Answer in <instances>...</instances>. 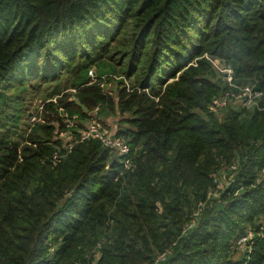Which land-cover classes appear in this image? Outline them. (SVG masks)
I'll use <instances>...</instances> for the list:
<instances>
[{
    "label": "trees",
    "instance_id": "1",
    "mask_svg": "<svg viewBox=\"0 0 264 264\" xmlns=\"http://www.w3.org/2000/svg\"><path fill=\"white\" fill-rule=\"evenodd\" d=\"M204 52L232 60L264 107V0H0V264L87 263L85 243L110 219L117 235L100 264H264V109L227 107L222 122L192 111L214 93L190 65ZM91 67L143 95L164 87L157 105L129 94L131 128H114L130 144L132 170L95 139L50 160L62 144L52 139L58 108L83 120L92 93L108 97L89 83ZM63 78L31 126L37 94L28 91ZM71 88L76 105L66 100ZM235 150L237 174L208 206L217 155ZM246 226L251 252L234 260L231 244Z\"/></svg>",
    "mask_w": 264,
    "mask_h": 264
},
{
    "label": "rangeland",
    "instance_id": "2",
    "mask_svg": "<svg viewBox=\"0 0 264 264\" xmlns=\"http://www.w3.org/2000/svg\"><path fill=\"white\" fill-rule=\"evenodd\" d=\"M121 39L119 42L115 43V47L114 48H118L121 52H123V50L126 48V44L128 42V36L126 31H123V34L120 35ZM114 49H112L111 51H113ZM114 54V53H113ZM206 57L211 58L212 60H217L219 62H225V63H229L232 64L234 66V63L232 62V60L225 58V57H220L218 55H210L208 52H204L202 55H200L199 57L192 59V61L190 62V65H193L194 67L199 69V77H202L205 79V81L203 82L202 86H208V91L211 90L212 87H209L210 85H213V89H214V93L211 96V100L214 96L217 95H222L223 93L226 92V85L225 82L222 79V76L220 74V72L211 64V62L209 60H207ZM106 63L105 60H102ZM215 61V62H217ZM204 62H206L208 64V66H206L204 64ZM99 64V63H98ZM98 64H96V66L98 67ZM107 67V65H106ZM109 67V66H108ZM102 68V65H101ZM110 68V67H109ZM111 69V68H110ZM180 73H177L176 76L174 78L171 79V81L176 80L178 78V75ZM239 80L242 81L245 84H248L249 79L248 77H241L239 76ZM64 81L65 79H61L60 81H56L53 83H46V84H39V85H35V87H38L39 90H29L28 94L29 96L34 93L37 94V96L33 99L34 102V107H32V110L35 111V109L37 108V106H40L41 104H44L47 100V98H51L53 96H55L54 92L57 91L56 89V84H58V82H60L61 84V89L63 90L64 88ZM110 85L108 86L107 90H104L103 93L106 94V98H104V102H101L99 100V95L98 92L97 93H92L91 98L94 100L92 101V103L90 105H92V107H88L86 105H82L80 108L83 111H87V113L89 111H91L93 107H95L98 103L101 104V112L99 113V118L102 119V122L107 125V126H114V128H131L129 127L130 124L126 122L127 118H130L132 116V111H133V105H135L137 97H142L143 99L146 100H151L155 105L159 104L162 101V97H164V87L161 86L160 88V92L156 95V96H152L150 91H145V95H143L141 93V89L138 88V86H136L133 83V86H130V89H126L125 87V92H123L122 90V85L120 83H117L116 80H110L109 81ZM135 85V86H134ZM72 94L68 96V98H66V100H72V104L76 105V103L81 102L80 100H78L77 95L75 94V89L71 88ZM32 91V93H30ZM77 92V91H76ZM137 95L136 98L132 97L129 95L131 93H134ZM83 96H87L84 95ZM87 99L89 97H86ZM45 100V101H44ZM52 101H56V97H53L51 99ZM211 100L210 101H202L200 102L201 107H194L192 108V111L196 112L197 114H201L203 115L204 118H215L218 120L224 121V117L226 116V114L229 112L227 110V112H225V109L223 112L218 113L216 111L213 110V108L211 107ZM85 102V101H84ZM233 108H239L238 105H233L231 106ZM34 108V109H33ZM91 109V110H90ZM58 110H60L58 108ZM49 112L50 111H46ZM42 114V113H41ZM42 117V116H41ZM31 126H28L27 129L29 130ZM57 134L55 131L52 132V139H57ZM240 154L241 151H237L235 150L232 153H225V154H220L217 155V172L215 177L218 178L221 182L226 183L227 181H229L230 179H233L238 171V166H239V162H240ZM114 155V156H113ZM115 153H110L109 154V158L115 159ZM232 164H236V168L232 169L231 165ZM261 171V170H260ZM260 171L258 172V178L260 179V175H262V172L260 174ZM264 180V178L260 179L259 181ZM214 187L212 186L210 191L211 194L208 196V203L207 205L210 206L211 204H213L214 200L217 199V197L219 196V191H213ZM203 205V204H202ZM200 208H196L194 210V217L195 219H197L200 215ZM259 221V220H258ZM262 222V224H264V220L262 218H260V221ZM250 231V227L246 226L243 232V236L247 235L248 232ZM99 236L94 238L92 240V242L89 243H85V247L84 249H82L83 252V256L86 260V262L83 261H78V264H100V259L102 260V249L104 248V246L106 244H108L110 241H112L114 239V237L117 235V230H116V224L113 220H108L102 231L99 232ZM264 234V233H263ZM253 235V234H252ZM242 236V237H243ZM240 239H236L234 242H232L231 244V250L232 252V259L237 260L239 259V257L242 256V252L245 251V246L243 245V242L240 241ZM105 244V245H104ZM110 244V243H109ZM79 250H81L79 247H77ZM106 260H104L105 262Z\"/></svg>",
    "mask_w": 264,
    "mask_h": 264
},
{
    "label": "built area",
    "instance_id": "3",
    "mask_svg": "<svg viewBox=\"0 0 264 264\" xmlns=\"http://www.w3.org/2000/svg\"><path fill=\"white\" fill-rule=\"evenodd\" d=\"M207 60L220 72L223 81L226 85V92L222 95L214 96L211 100V107L214 111L221 113L227 107L233 105H238L244 109H258L262 110L264 107L259 105V98L261 93L254 89L251 84H245L239 80L236 76L234 67L232 64L219 62L217 60H212L206 57ZM217 61V62H215ZM111 77L112 80H121V85L126 89H130V81L121 75L116 74H99L94 67L88 70L89 83L97 84L103 91L107 90L110 85L107 78ZM148 91L146 88L143 89ZM48 101V100H47ZM99 105L95 106L91 111L87 113V117L83 120L80 119L78 114L69 115L66 112H62L60 109V126L61 129L58 130L57 137L62 141L60 146H56L53 151L50 160L52 162H58L64 157H66L73 149L74 145L83 142L88 139H95L100 142L104 147L111 149L119 163L122 164L126 171L132 170V152L130 144L127 139L123 136H118L115 134L114 128L112 126H107L102 122V119L98 116ZM44 111V104L37 106L36 111L28 114V120L32 126L34 123L43 121L41 113ZM81 122V126L79 123ZM231 168H236V164H232ZM260 179L264 178V166L261 168ZM233 179H230L226 183L221 182L218 178L214 176L213 187L214 190L219 192L225 189ZM211 191L208 192V196ZM196 223L195 217L187 225L186 229L192 228ZM252 237V232L249 231L247 235L243 236L240 241L243 242L246 251L251 252V247L246 246L245 242ZM165 258V253L158 256L157 261L163 260Z\"/></svg>",
    "mask_w": 264,
    "mask_h": 264
},
{
    "label": "water",
    "instance_id": "4",
    "mask_svg": "<svg viewBox=\"0 0 264 264\" xmlns=\"http://www.w3.org/2000/svg\"><path fill=\"white\" fill-rule=\"evenodd\" d=\"M113 161H115V159H113Z\"/></svg>",
    "mask_w": 264,
    "mask_h": 264
},
{
    "label": "crops",
    "instance_id": "5",
    "mask_svg": "<svg viewBox=\"0 0 264 264\" xmlns=\"http://www.w3.org/2000/svg\"><path fill=\"white\" fill-rule=\"evenodd\" d=\"M113 128H114V126H113Z\"/></svg>",
    "mask_w": 264,
    "mask_h": 264
}]
</instances>
